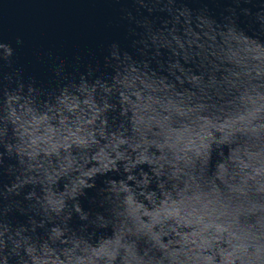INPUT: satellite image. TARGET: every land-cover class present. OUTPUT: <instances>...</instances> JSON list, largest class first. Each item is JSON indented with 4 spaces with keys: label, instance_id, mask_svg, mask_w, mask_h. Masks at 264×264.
Returning a JSON list of instances; mask_svg holds the SVG:
<instances>
[{
    "label": "clouds",
    "instance_id": "clouds-1",
    "mask_svg": "<svg viewBox=\"0 0 264 264\" xmlns=\"http://www.w3.org/2000/svg\"><path fill=\"white\" fill-rule=\"evenodd\" d=\"M106 2L47 85L0 40V264H264V0Z\"/></svg>",
    "mask_w": 264,
    "mask_h": 264
},
{
    "label": "water",
    "instance_id": "water-1",
    "mask_svg": "<svg viewBox=\"0 0 264 264\" xmlns=\"http://www.w3.org/2000/svg\"><path fill=\"white\" fill-rule=\"evenodd\" d=\"M115 18L106 0H0V40L21 36L19 63L47 85V64H34V56L51 52L70 64L73 56L87 60L91 52L99 59L106 41L123 43L121 32L108 27Z\"/></svg>",
    "mask_w": 264,
    "mask_h": 264
}]
</instances>
